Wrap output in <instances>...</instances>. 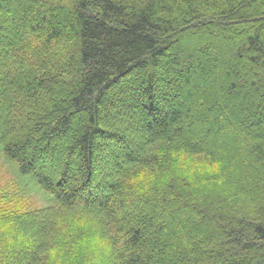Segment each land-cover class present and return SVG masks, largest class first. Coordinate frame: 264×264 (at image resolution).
<instances>
[{
	"label": "trees",
	"instance_id": "trees-1",
	"mask_svg": "<svg viewBox=\"0 0 264 264\" xmlns=\"http://www.w3.org/2000/svg\"><path fill=\"white\" fill-rule=\"evenodd\" d=\"M0 148V264H264V0H0Z\"/></svg>",
	"mask_w": 264,
	"mask_h": 264
},
{
	"label": "rangeland",
	"instance_id": "rangeland-1",
	"mask_svg": "<svg viewBox=\"0 0 264 264\" xmlns=\"http://www.w3.org/2000/svg\"><path fill=\"white\" fill-rule=\"evenodd\" d=\"M130 84V83H129ZM132 87L136 84H130ZM129 85V86H130ZM10 164V165H9ZM11 165L13 169L11 168ZM15 197L5 201L1 197ZM0 204L12 211H34L54 204L53 196L41 187L32 176L20 175L16 164L9 161L0 148Z\"/></svg>",
	"mask_w": 264,
	"mask_h": 264
}]
</instances>
